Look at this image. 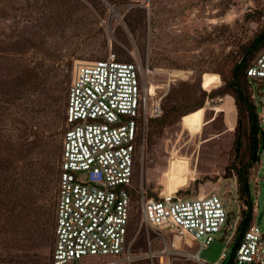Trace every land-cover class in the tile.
I'll return each mask as SVG.
<instances>
[{
	"label": "rangeland",
	"instance_id": "rangeland-1",
	"mask_svg": "<svg viewBox=\"0 0 264 264\" xmlns=\"http://www.w3.org/2000/svg\"><path fill=\"white\" fill-rule=\"evenodd\" d=\"M263 30L264 0H0V264H50L68 90L78 67L109 55L140 63L145 85L162 97L135 162L138 192L127 238L130 255L141 256L131 264H197L159 253L162 242L143 220V200L216 194L234 224L245 211L239 171L246 172L250 199L260 195L264 232V162L260 156L249 167L247 138L237 140L244 118L237 132L224 94L241 46ZM43 71L47 80L32 86ZM249 90L260 119L264 80L250 79ZM222 104L230 109L217 110ZM154 225L170 229L167 220ZM236 235L226 242L217 234L199 258L215 264ZM161 236L170 243L171 235ZM183 245L198 250L189 240Z\"/></svg>",
	"mask_w": 264,
	"mask_h": 264
},
{
	"label": "built area",
	"instance_id": "built-area-1",
	"mask_svg": "<svg viewBox=\"0 0 264 264\" xmlns=\"http://www.w3.org/2000/svg\"><path fill=\"white\" fill-rule=\"evenodd\" d=\"M245 74L251 80H264V52ZM145 75L140 63L118 61L114 55L77 68L64 111L50 264H79L93 256L107 259L99 264H131L141 256L130 255L127 238L132 193L138 192L135 162L149 121L161 114L162 98L150 94ZM258 103L264 111V93ZM260 122H264L262 118ZM260 156L258 153L259 162ZM253 206L252 223L241 233L234 250L233 242L215 264H264L257 199ZM142 212L143 220L160 237L171 235L170 243L159 237V253L181 255L197 264H207L198 254L217 234L231 242L241 219L238 215L230 224L229 213L216 194L145 199ZM163 220L169 222L168 232L154 225ZM187 240L198 246L195 253L183 250L181 245ZM148 246L151 250L150 243Z\"/></svg>",
	"mask_w": 264,
	"mask_h": 264
},
{
	"label": "trees",
	"instance_id": "trees-1",
	"mask_svg": "<svg viewBox=\"0 0 264 264\" xmlns=\"http://www.w3.org/2000/svg\"><path fill=\"white\" fill-rule=\"evenodd\" d=\"M264 48V30L255 36L249 43L244 44L240 48V53L238 59L232 64L230 68L229 78L225 82V95L231 97V102L233 105L232 108V117L233 122L236 117V130L241 125V120L244 118L245 128L241 131V137L237 136V140L241 139L244 135L246 136V149L248 150V165L253 162L258 161V152L261 145V122L257 115L256 108L253 104L252 95L249 90V78H247L245 71L248 66L253 62V60L261 53L260 51ZM36 76V80L32 81V86L35 84L38 86L43 81L47 79V72L43 71ZM41 81V83L38 81ZM223 94V95H224ZM221 96V94H219ZM224 95V96H225ZM152 121V120H151ZM160 121V120H159ZM235 130V131H236ZM240 137V138H239ZM238 143V141H237ZM240 143V142H239ZM239 152V151H238ZM247 165V168H248ZM239 169L240 167L237 166ZM238 182H239V191L243 195V201L245 204V211H242L240 214V221L237 227V235L235 240V245L232 250H234L236 243L239 241L241 233H243L253 221V201L250 199L249 195V186L248 179L246 177V172H238Z\"/></svg>",
	"mask_w": 264,
	"mask_h": 264
},
{
	"label": "water",
	"instance_id": "water-1",
	"mask_svg": "<svg viewBox=\"0 0 264 264\" xmlns=\"http://www.w3.org/2000/svg\"><path fill=\"white\" fill-rule=\"evenodd\" d=\"M262 119L264 121V111L262 112ZM238 150V144L235 148V152ZM259 154H261V157L263 159V162H264V132L262 131L261 132V145H260V150L258 152ZM260 203V195L257 196V205ZM261 215H262V212L261 214L257 217V223L260 221L261 219Z\"/></svg>",
	"mask_w": 264,
	"mask_h": 264
},
{
	"label": "bare ground",
	"instance_id": "bare-ground-1",
	"mask_svg": "<svg viewBox=\"0 0 264 264\" xmlns=\"http://www.w3.org/2000/svg\"><path fill=\"white\" fill-rule=\"evenodd\" d=\"M147 87V86H146ZM149 89V92L150 94H153V91H154V85H151L150 84V87H147ZM229 104V103H228ZM230 109V105H225V104H222L220 105L219 107H217V110L219 111H226V110H229Z\"/></svg>",
	"mask_w": 264,
	"mask_h": 264
},
{
	"label": "crops",
	"instance_id": "crops-1",
	"mask_svg": "<svg viewBox=\"0 0 264 264\" xmlns=\"http://www.w3.org/2000/svg\"><path fill=\"white\" fill-rule=\"evenodd\" d=\"M258 212V211H257Z\"/></svg>",
	"mask_w": 264,
	"mask_h": 264
}]
</instances>
